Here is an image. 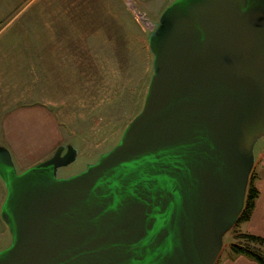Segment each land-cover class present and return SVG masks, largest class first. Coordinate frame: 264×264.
I'll list each match as a JSON object with an SVG mask.
<instances>
[{"label": "water", "instance_id": "water-1", "mask_svg": "<svg viewBox=\"0 0 264 264\" xmlns=\"http://www.w3.org/2000/svg\"><path fill=\"white\" fill-rule=\"evenodd\" d=\"M179 1L188 39L120 146L81 185L13 193L12 264L213 263L203 231L240 194L236 135L264 128V0Z\"/></svg>", "mask_w": 264, "mask_h": 264}, {"label": "rangeland", "instance_id": "rangeland-1", "mask_svg": "<svg viewBox=\"0 0 264 264\" xmlns=\"http://www.w3.org/2000/svg\"><path fill=\"white\" fill-rule=\"evenodd\" d=\"M192 23L179 0H0V264L15 261L13 193L27 196L33 178L88 180L136 123ZM236 136L243 182L235 205L205 226L208 253L235 242L249 182L264 180V128Z\"/></svg>", "mask_w": 264, "mask_h": 264}, {"label": "trees", "instance_id": "trees-1", "mask_svg": "<svg viewBox=\"0 0 264 264\" xmlns=\"http://www.w3.org/2000/svg\"><path fill=\"white\" fill-rule=\"evenodd\" d=\"M257 196L258 191L253 181L250 180L245 204L238 219L239 222H245L249 220ZM235 236V242H232L229 245V250L231 253L245 256L254 260L258 264H264V238L242 231L238 232V234ZM238 240H242L243 243L237 242Z\"/></svg>", "mask_w": 264, "mask_h": 264}, {"label": "crops", "instance_id": "crops-1", "mask_svg": "<svg viewBox=\"0 0 264 264\" xmlns=\"http://www.w3.org/2000/svg\"><path fill=\"white\" fill-rule=\"evenodd\" d=\"M264 139V137L262 138ZM260 139V140H262ZM264 146V143L261 145ZM261 167H263L261 165ZM264 179V174H262ZM254 185L258 191V196L255 199L254 208L249 220L242 224V232H247L253 235L264 238V180L258 182L254 181ZM212 264H258L252 259L245 256L231 253L228 249H221L214 259Z\"/></svg>", "mask_w": 264, "mask_h": 264}, {"label": "flooded vegetation", "instance_id": "flooded-vegetation-1", "mask_svg": "<svg viewBox=\"0 0 264 264\" xmlns=\"http://www.w3.org/2000/svg\"><path fill=\"white\" fill-rule=\"evenodd\" d=\"M248 71V70H247ZM187 72V71H186ZM187 74H188V76H193V72L192 73H188L187 72Z\"/></svg>", "mask_w": 264, "mask_h": 264}]
</instances>
